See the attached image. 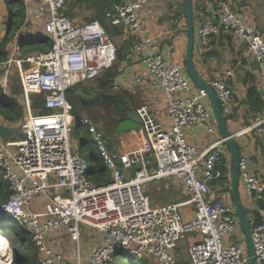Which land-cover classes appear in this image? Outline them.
<instances>
[{"label":"built area","instance_id":"1","mask_svg":"<svg viewBox=\"0 0 264 264\" xmlns=\"http://www.w3.org/2000/svg\"><path fill=\"white\" fill-rule=\"evenodd\" d=\"M20 1L52 42L47 51L0 60V85L6 87L11 77L18 80L23 109L17 126L21 134L7 140L0 137V171L9 189L0 204V220L28 233L40 264H58L65 258L58 248L64 238L79 251L88 229L98 237L88 250V264H108L123 252L140 264H181L172 250L188 236L193 239L186 247V264H245L246 246L233 205L216 202L210 191L213 182L223 179L221 165L229 152L205 93L193 85L184 65L165 60L157 37L146 34L141 13L151 0H119L105 18L132 37L135 51L143 55L147 72L165 95L169 124L158 122L147 104L139 105L138 132L144 144L137 150L117 152L109 148V136L90 117L80 118L108 171L109 180L102 185L89 178L87 157L71 148L73 105L65 94L113 66L117 46L98 20L75 22L65 15L66 0ZM199 5L206 11L196 29L197 43L206 46L221 31L237 45L244 43L259 64L264 86V37L227 0H200ZM208 83L222 115H230L229 86L221 78ZM36 98L42 103L34 110ZM192 126L216 136L203 152L186 138ZM246 129L263 131L264 112L253 114ZM130 171L133 177H127ZM169 179L182 184L186 199L151 207L142 185ZM239 183L251 199L244 206L255 264H264V207L260 205L264 204V180L248 169L242 156ZM35 198L40 209L30 206ZM0 240L7 244L2 264H12L15 250L1 234Z\"/></svg>","mask_w":264,"mask_h":264},{"label":"crops","instance_id":"2","mask_svg":"<svg viewBox=\"0 0 264 264\" xmlns=\"http://www.w3.org/2000/svg\"><path fill=\"white\" fill-rule=\"evenodd\" d=\"M1 1V0H0ZM4 1V0H3ZM177 4L183 0H173ZM192 6H199V11H196V19L194 20L195 34L199 23L201 22L202 15L206 9L199 5L200 0H191ZM206 1V0H205ZM231 8L240 15L244 20L254 25L255 29L259 34L264 37V0H227ZM181 2V3H182ZM182 5V4H181ZM172 0H151L142 10L143 25L146 34L149 36L157 37L159 42V49L162 52L165 60L170 62H177L184 65L185 59V46H186V20L183 11L174 13L172 8ZM172 12H168L170 9ZM26 21L29 23L30 31L28 36L18 38L14 37L5 47L7 53L6 58L11 56H20L28 54L25 51V46L22 44V39L34 38L36 35L42 34L40 27L38 26L39 21L32 18V13H26ZM38 21V22H37ZM0 22L1 16H0ZM6 25L0 24V41L6 34V29L11 26L9 22H5ZM43 35V34H42ZM16 36V35H14ZM127 33H123L122 37L115 39V44L119 55L123 58V61L116 60L115 65L117 70H121L125 67V75L122 79V87L128 91V94L134 95V98L139 105L147 104L154 117L163 126H168V114H167V103L164 93L158 85L156 78L150 75L147 70L145 63L143 62V55L139 54L134 49V44L131 39L128 38ZM225 33H217L210 37L208 44L204 47L198 46L195 37V49L193 62L194 66L201 78L209 82L212 79H224L225 83L229 86L232 93L233 103L231 106V115L227 118V128L229 132L235 134V140L239 149L240 155L245 157L248 161V169L255 171L261 179L264 180V129L261 132L255 129H246L253 120V113L249 111L248 106L243 102L245 97V90L242 84L243 77L246 73H251L257 78L259 94L262 95L264 100V86L260 79V74L257 71H253L249 67V62L254 59L246 49L244 43H234L232 37ZM131 40V43L130 41ZM122 43L129 45L127 51H123ZM198 44V45H197ZM33 52H41L39 50ZM31 53V52H30ZM228 71H231V75H226ZM100 76L95 79L82 82L71 88L76 95H83L82 92H86L90 88H98L100 82L97 81ZM11 79V78H10ZM137 79H139L137 81ZM14 88L7 92L8 95H15L18 93L19 87L17 82ZM14 92V93H13ZM262 92V93H260ZM93 96V95H92ZM14 97V96H13ZM18 100V98L16 99ZM20 102V99L18 100ZM92 117L86 112H81L79 119H74L75 135L77 136L79 150H87V145H80V138L85 137L90 141L89 135L85 131L84 126L80 124V118ZM0 125H4L7 128H16V124L6 122L0 115ZM97 125V124H96ZM98 128H100L97 125ZM84 132L87 136H84ZM109 136V148L113 151L123 152L132 151L142 148L144 141L139 132L131 133L125 132L121 136ZM186 138L188 142L195 145L200 152H203L211 141L216 138L214 135L207 134L206 131L200 126H192L188 131ZM76 149V148H74ZM221 169H223L226 179H222L217 182H213L210 186V191L216 202H221L226 205H233L232 198L229 190V172L231 158L225 157L223 159ZM127 177H133L134 172H127ZM132 174V175H131ZM168 184L163 185L166 195L163 198L169 199L170 197L175 198V202L183 201L187 195L183 186L182 194L184 198L176 193L179 185L176 179L166 180ZM180 183V182H179ZM180 186V185H179ZM228 187V189H227ZM239 192L242 203L244 205L250 204L251 199L247 198L242 185L239 183ZM154 192L151 194L153 195ZM151 194L148 197H151ZM171 204V203H169ZM253 205H255L253 203ZM264 207V204H260ZM184 210L190 209L188 206L183 207ZM188 259V258H187ZM188 262V261H187ZM186 262V263H187Z\"/></svg>","mask_w":264,"mask_h":264},{"label":"water","instance_id":"3","mask_svg":"<svg viewBox=\"0 0 264 264\" xmlns=\"http://www.w3.org/2000/svg\"><path fill=\"white\" fill-rule=\"evenodd\" d=\"M183 7L187 35L184 59L185 72L193 85L205 93L211 105L218 133L224 140V145L230 154L229 193L232 198L234 213L239 228L244 237L246 246L245 264H255L254 248L251 238L252 229L239 192V160L241 155L234 138L235 134L229 132L227 128V121L225 116L221 113L220 105L213 88L206 80L200 77L194 66L193 56L196 36L192 1L183 0ZM116 59L120 62L123 61L118 50L116 52ZM249 67L253 71H260L256 59H252L249 62ZM124 71L125 67L119 71L114 64L100 75L97 80L100 82L98 88H90V92L86 90V92H82L83 95H76L73 90H68L65 94V98L73 105L74 118L79 119L80 113L86 112L92 116V120L97 123L100 129L112 136L115 135L119 137L125 132L137 133L140 128L139 118L136 113L139 103L134 98V95L128 94V91L122 87L123 78L121 77L125 75ZM43 111L45 112V110ZM20 134L21 132L18 127L7 128L4 125H0V137L3 140L14 138ZM88 162L90 165L89 158ZM234 241L239 242L237 239H234Z\"/></svg>","mask_w":264,"mask_h":264},{"label":"trees","instance_id":"4","mask_svg":"<svg viewBox=\"0 0 264 264\" xmlns=\"http://www.w3.org/2000/svg\"><path fill=\"white\" fill-rule=\"evenodd\" d=\"M14 1L15 0H4L6 5L8 6ZM17 1L19 2L17 11L24 15V13H26L25 12L26 6H24L20 0ZM66 2L68 9L64 11V14L67 15L68 17L74 19L75 14L73 10L76 8H80L84 12L83 21L98 20L103 25L107 33L113 38L114 41L116 38L119 39L120 37H122L123 34L122 28L110 25L105 18V12L109 10L113 4L118 3L119 0H66ZM197 10L198 11L200 10L199 6L193 5L194 20L196 19L197 16L196 15ZM182 11L184 14L183 2H182ZM220 33H225V32L221 31ZM230 37H228V39H230ZM13 38H14V34L9 35V33H6L2 38V40L0 41V60L6 58L7 53L5 51V47ZM128 38L131 39L132 37H128ZM131 40H129L130 43ZM51 42H52L51 39H49L48 37L42 34L36 35V37L34 38L22 39V44L25 46V51L27 53L36 50L47 51L51 45ZM128 45L129 43L127 44L122 43L123 51H127ZM14 81H16L18 85V80L15 77H11V79L8 80L6 87L0 85V115L3 117V119L6 122L11 124H16L23 117V109H22V105H20V102L16 100L15 97H13L12 95L6 94V91L8 89L11 90L14 88L15 86V84L13 83ZM242 84L245 90V97L243 99V102L248 106L249 111L253 114L261 111L264 112V100L262 98V95L259 94V90L257 88L258 86L257 78L251 73H246L245 76L243 77ZM41 103H42L41 98H36L35 105L38 106ZM227 118L228 117H225L226 120ZM79 143L81 146L87 145V158L90 159L89 174H88L89 178L92 179L98 185H102L108 182L109 180L108 171L105 165L103 164L101 157L96 152L93 144L85 137H81ZM230 167H231V163H230ZM224 179H226L225 176H223V180ZM8 194H9L8 185L3 180L2 173L0 171V204L6 200ZM151 198H153V196H151ZM0 234L8 239L11 247L15 250V258L13 259L12 264H40L39 262L40 258L37 254L36 249L34 248V245L31 242L28 233L18 228H13V230H10L5 226V224L2 221H0ZM118 258H123V257H118ZM108 264H136V263L131 258L117 259L116 257H113V259Z\"/></svg>","mask_w":264,"mask_h":264},{"label":"rangeland","instance_id":"5","mask_svg":"<svg viewBox=\"0 0 264 264\" xmlns=\"http://www.w3.org/2000/svg\"><path fill=\"white\" fill-rule=\"evenodd\" d=\"M170 3V0H167ZM182 1H179L177 4L175 3V1L172 0V10L174 13L176 12H180L182 11ZM19 6V2L17 0H15L13 3H11L9 6L6 5V3L1 0L0 1V16H1V20L2 22H0V24H2V26H5L6 23L5 22H9V24H11L10 27H8L6 29V33L10 34H14L16 36V38L19 37V39L21 37H26L28 36V32L30 31V27H29V23L26 21L27 15L26 13L21 14L17 11ZM168 9L167 11L170 13L172 12V10ZM74 11V21L75 22H81L84 20V12L80 9V8H76L73 10ZM26 12V11H25ZM11 22V23H10ZM198 45V44H197ZM201 46V45H198ZM204 47V46H201ZM9 90L6 91V94ZM8 95V94H7ZM15 97V99L18 98V100H21L20 94L18 96V93H15V95H13ZM37 106H34V110H36ZM231 115V114H230ZM230 115L226 116L229 117ZM18 123H16V128L18 126ZM84 136H87L86 133L84 132ZM69 139H70V145L71 148L74 149H79L75 146H78V141H77V136L75 135V129L72 128L70 133H69ZM85 156H87V150H83L81 151ZM230 156V154H228V157ZM231 158V157H230ZM132 175V174H131ZM229 180V179H228ZM165 184H168L166 182V180H160V181H153V182H147L144 183L142 185V191L145 194L150 195L152 192L153 195L151 194V196H153V198L149 197L150 199V205L151 207H157V206H162V205H166L169 203H172L175 201V198L170 197L169 199L167 198H163L166 195V191H164L165 189L163 188ZM178 184L180 185H174L175 187H178V191L176 192L180 198H184L182 192V184L178 182ZM163 196V197H161ZM159 198V199H158ZM158 199V200H156ZM185 200V198H184ZM38 201V198H35L32 203L30 204L31 208L33 209H40V204H36V202ZM190 208V205L188 206ZM6 223V221L4 222V224ZM5 226L7 228H9L10 230H13L12 228V224H5ZM239 231L240 228H239ZM7 239V238H6ZM191 237H186L184 239L179 240L176 243V247L172 250L173 252H176V254L178 255V260L179 263L181 264H186V262L188 261V257H187V251H186V247L189 245L190 242H192ZM8 241V239H7ZM98 241V237L96 235V233L93 230L88 229L86 231V234L84 232V234L81 237L80 240V247H79V251L77 250V248L74 246L73 243H71L67 238H64L63 240H61L58 243V248L60 250H62L64 252V256L65 258L58 264H88V250L89 248ZM9 245L10 242L8 241ZM11 246V245H10ZM122 256L123 258H130V256L128 254H126V252L123 253H119L118 256L116 257L117 259H123V258H118ZM79 257V260H78ZM119 263V262H117ZM136 264H140L138 262H135Z\"/></svg>","mask_w":264,"mask_h":264},{"label":"bare ground","instance_id":"6","mask_svg":"<svg viewBox=\"0 0 264 264\" xmlns=\"http://www.w3.org/2000/svg\"><path fill=\"white\" fill-rule=\"evenodd\" d=\"M6 250H7V244L5 242H1L0 240V264L3 263L4 256L6 255Z\"/></svg>","mask_w":264,"mask_h":264},{"label":"clouds","instance_id":"7","mask_svg":"<svg viewBox=\"0 0 264 264\" xmlns=\"http://www.w3.org/2000/svg\"><path fill=\"white\" fill-rule=\"evenodd\" d=\"M116 60H117V59H116ZM116 60H115V61H116ZM114 64H115V63H114ZM114 64H113V65H114ZM99 76H100V75H99ZM74 119H75V118H74ZM91 119H92V118H91ZM95 123H96V122H95ZM96 124H97V123H96ZM99 129H100V128H99ZM101 130H102V129H101ZM102 131H103V130H102ZM217 131H218V130H217ZM87 134H88V133H87ZM218 134H219V133H218ZM219 136H220V135H219ZM86 157H87V156H86ZM87 160H88V158H87ZM88 163H89V162H88ZM0 221H2V220H0ZM2 222L4 223V221H2ZM2 236H3V235H2ZM116 257H117V256H116ZM112 259H113V257L111 258V260H112ZM111 260H110V261H111ZM110 261H109V262H110ZM109 262H108V263H109Z\"/></svg>","mask_w":264,"mask_h":264}]
</instances>
